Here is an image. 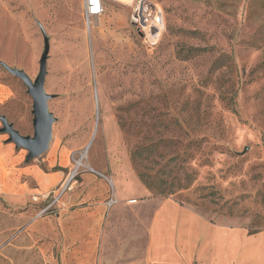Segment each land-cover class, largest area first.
Instances as JSON below:
<instances>
[{
    "label": "rangeland",
    "instance_id": "rangeland-1",
    "mask_svg": "<svg viewBox=\"0 0 264 264\" xmlns=\"http://www.w3.org/2000/svg\"><path fill=\"white\" fill-rule=\"evenodd\" d=\"M155 1L163 26L153 44L121 0L90 19L82 0H0V207H9L5 195L21 196L38 211L33 195L65 180L78 160L77 179L93 168L92 194L82 186L67 194L105 206L92 264H150V219L166 197L245 234L255 213L264 216V0ZM45 44L51 139L27 158L2 130L33 136L32 98L10 70L34 83Z\"/></svg>",
    "mask_w": 264,
    "mask_h": 264
},
{
    "label": "crops",
    "instance_id": "crops-1",
    "mask_svg": "<svg viewBox=\"0 0 264 264\" xmlns=\"http://www.w3.org/2000/svg\"><path fill=\"white\" fill-rule=\"evenodd\" d=\"M53 174L54 179L59 177L57 172ZM69 176L39 194L67 182ZM96 179L95 174L88 171L82 172L80 179L70 180V189L55 203L54 212L41 216L36 209L26 207L23 197L12 203L11 197L5 195L9 207H0V262L92 264L100 232L99 215L105 206L102 202L91 204V195L67 194L77 186L92 194L91 184L96 183ZM42 180L45 186L52 183L49 177H42ZM98 184L103 194L106 193L107 185ZM141 191L145 193V188ZM12 205L16 206L14 212ZM263 243L264 232L252 235L245 234L242 229L219 227L166 197L158 202L151 216L145 252L150 264H234L232 260L238 259L242 264H264Z\"/></svg>",
    "mask_w": 264,
    "mask_h": 264
},
{
    "label": "built area",
    "instance_id": "built-area-1",
    "mask_svg": "<svg viewBox=\"0 0 264 264\" xmlns=\"http://www.w3.org/2000/svg\"><path fill=\"white\" fill-rule=\"evenodd\" d=\"M110 0H82L83 12L87 19L94 16H99L104 9L105 4ZM131 16L130 24L131 26L143 36L146 42L155 44L161 33V28L163 26V10L161 6L155 0H131ZM77 167L74 168L69 176V180L64 182L60 186L49 192H43L33 195L32 201L34 203H44L41 205L40 210L37 215L41 216L43 214L52 213L55 210V203L59 201L61 196L70 189V180H74L75 176L78 174ZM90 172H96L91 167H84ZM114 202V200L109 201V205Z\"/></svg>",
    "mask_w": 264,
    "mask_h": 264
},
{
    "label": "water",
    "instance_id": "water-1",
    "mask_svg": "<svg viewBox=\"0 0 264 264\" xmlns=\"http://www.w3.org/2000/svg\"><path fill=\"white\" fill-rule=\"evenodd\" d=\"M48 52V45L45 44L44 51L39 60L38 75L32 83L23 73L10 70L11 73L19 76L27 86V93L32 98V126L33 136L23 137L14 131L10 126L4 124L2 130L8 133L9 140L16 146L25 148L28 151L27 158L39 155L47 147L51 139L52 119L46 110L48 96L44 95L43 84L45 76V59Z\"/></svg>",
    "mask_w": 264,
    "mask_h": 264
},
{
    "label": "trees",
    "instance_id": "trees-1",
    "mask_svg": "<svg viewBox=\"0 0 264 264\" xmlns=\"http://www.w3.org/2000/svg\"><path fill=\"white\" fill-rule=\"evenodd\" d=\"M191 50L192 51L193 50L194 51H200V50L202 51V50H204V48L195 47V48H191ZM136 154H137V152H133V154H131V159L135 163L137 162V157H138ZM57 169L58 168H54L53 171H55ZM137 176H138L139 180L144 184V186L147 189L152 190V189L155 188L153 183H152V181L149 178V174L148 173L138 170L137 171ZM187 176H188V174H187ZM159 192L161 194H163L164 196H167V195L172 193V189L170 187L165 186L163 188H160ZM260 203L264 207V195L260 198ZM179 204H181V203H179ZM40 208H41V206H39L38 211L40 210ZM263 228H264V216H262L259 212H257V213L254 214L250 225L247 227V233L248 234H254V233L260 231Z\"/></svg>",
    "mask_w": 264,
    "mask_h": 264
},
{
    "label": "bare ground",
    "instance_id": "bare-ground-1",
    "mask_svg": "<svg viewBox=\"0 0 264 264\" xmlns=\"http://www.w3.org/2000/svg\"><path fill=\"white\" fill-rule=\"evenodd\" d=\"M121 1H123V2L126 3L127 5L130 4V2H131V0H128V2H127L126 0H121ZM80 163H81V161L78 160V161L76 162V167H77Z\"/></svg>",
    "mask_w": 264,
    "mask_h": 264
}]
</instances>
